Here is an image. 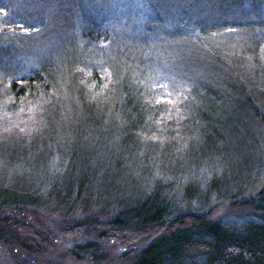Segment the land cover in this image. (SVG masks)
I'll return each instance as SVG.
<instances>
[{
    "label": "trees",
    "instance_id": "1",
    "mask_svg": "<svg viewBox=\"0 0 264 264\" xmlns=\"http://www.w3.org/2000/svg\"><path fill=\"white\" fill-rule=\"evenodd\" d=\"M126 1L129 0H58L59 4L66 3L67 8L77 9L81 3L84 16L91 13L89 23L96 27L105 25L104 33L98 28L93 40L109 43L112 35L116 50L120 49L119 38L115 39L113 34L124 38L116 28L117 4ZM155 1L156 9H164L163 0ZM234 1H181L194 7L205 2L209 10L217 13L211 16L207 12L206 20L195 26H189L187 21L194 19L195 14L179 21L178 17L173 19L174 23L187 25L184 33L175 30L166 34L182 42L186 67H190L183 77L172 68H167L165 73L157 72L128 59L123 79L129 86L118 95L113 111L106 108L103 89L90 82L85 85L94 100L90 99L77 117L85 119L91 129L107 127L104 132L107 142L114 141L111 148L103 151L106 163L98 170L78 168L73 176L75 182L67 187L48 178L38 189L31 186L15 190L11 185L3 186V191L0 189V242L16 246L11 250L13 258L25 264H40L35 257L46 256L49 246L56 243L78 259L83 253L101 263L114 253L122 259V264H264V189L249 202L255 219L240 227L204 216L177 213L168 193L182 176L190 175L186 170L190 165L204 168L202 163H206L213 170L216 162L225 161L244 140L245 125L256 119L257 111L264 115V95L258 94L264 89V36L246 39L249 47L243 55L249 60L237 67L232 63L231 70L236 71L231 72L234 76L228 83L215 57L211 58L215 63L207 60L204 65L192 64L198 61L204 44L230 38L228 32L241 27L232 24L228 12L235 9ZM73 17L77 18V10ZM165 23L172 24L161 16V23L154 25L155 36L165 35ZM147 32L150 33L149 27ZM136 43L133 39L132 44ZM125 50L119 52L123 57L127 56ZM199 70L205 75L204 81L195 78ZM95 77V74L91 76V83ZM163 92L179 100L167 105L157 101ZM53 98L50 84L35 71L21 82L12 80L0 89V100H5L0 103V116L28 118L36 105ZM47 118L51 123L53 117ZM242 118L245 122L238 132ZM47 131L45 135L52 141L54 133ZM184 134H189L193 141L188 144L186 161L177 153L184 144ZM27 149L32 151L33 147ZM19 150L12 151L18 158ZM165 173L173 179L168 184L160 180ZM124 178L132 180L131 184L144 185L146 191L109 194L111 182ZM138 194L142 195L137 197ZM189 194L187 190L186 195ZM54 234L64 242L57 243Z\"/></svg>",
    "mask_w": 264,
    "mask_h": 264
},
{
    "label": "rangeland",
    "instance_id": "2",
    "mask_svg": "<svg viewBox=\"0 0 264 264\" xmlns=\"http://www.w3.org/2000/svg\"><path fill=\"white\" fill-rule=\"evenodd\" d=\"M175 1L180 2L163 0L164 9H156L155 0H148L149 3L146 0H129L117 4L119 23L116 28L124 38L111 33L115 39L119 38L117 44L120 49L116 50L112 35L109 43L103 39L99 42L93 40L98 28H102L104 33L105 25L96 27V24L89 23L92 22L89 20L91 13H87L88 17L84 16L81 3L77 4L76 9L67 8L66 3L59 4L58 0H0V89L3 90L12 80L21 82V79L36 71L46 78L54 97L36 105L35 112L30 113L28 118L19 116L11 119L6 115L0 116L2 191L6 185L13 186L15 190L31 186L38 189L48 178L67 187L75 182L73 176L78 168L98 170L100 165L106 163L102 157L103 151L111 148L114 141L111 139L110 143L107 142L104 135L107 127L91 129L85 119L77 117L78 112L94 100L85 85L90 82L103 89L104 103L108 104L106 108L113 111L118 95L125 86H129L125 85L126 80L123 79L129 65L128 59L157 72L165 73L167 68H172L183 77V72L190 67H186L182 42H176L166 34L175 30L182 33L186 31V24L174 23L177 17L179 21L195 14L192 20L187 18L188 25L195 26L206 20L207 12L211 16L217 13L209 10L205 2L194 7L182 4V0ZM234 3L235 9L228 12L233 19L232 24L241 27L228 32L230 38L204 44L198 61L192 62L193 65H204L207 60L215 63L211 59L215 57L216 62L222 65L223 76L227 75L224 78L226 83L234 76L231 72L236 71L231 70L232 67L249 60L243 55L249 47L246 39L264 36V0H235ZM75 10L76 19L80 21L73 17ZM161 16L172 24L166 25V22L165 35L159 37L153 34V30L154 25L161 23ZM148 27L150 33L147 32ZM109 31L111 32L110 29ZM133 39L137 41L135 46L132 44ZM125 49L127 56L123 57L120 51H126ZM93 74L96 75V80L91 83ZM194 75L197 80L204 81L205 75L200 70ZM109 92L113 94H108ZM260 93L264 95V89H260L258 94ZM178 100V97L169 92H163L157 99L166 105ZM4 102L5 100H0V103ZM97 104L103 108L101 104ZM256 115V119L252 118L243 129L244 140L232 149V154L225 161L216 162L215 173H211L214 169L211 170L210 164L202 163L204 168L190 165L186 169L190 171V175L182 176L175 186L168 189L170 201L177 213L204 216L237 227L255 219L249 202L264 189V115H260L258 111ZM48 116L53 117L51 123ZM239 122L238 132H241L245 119L242 118ZM46 130L53 131L52 141L45 135ZM20 139L21 143L18 144ZM182 141L184 144L177 149V153L186 161L188 144L193 141L189 134H184ZM30 146L33 147L32 151L27 149ZM16 149L19 150L20 158L12 152ZM208 170L211 172L208 173ZM168 174L165 173L160 178L166 184L173 180L167 178ZM131 183L132 180L127 178L111 182L109 190L112 193L109 194L125 195L128 190L143 193L147 189L144 190V185ZM187 190H190L188 196ZM139 195L142 194L137 197ZM54 239L57 243L64 242L58 234H54ZM53 245L49 246L46 256L38 254L35 257L40 264L123 263L114 253L107 255L109 258L101 263L89 259V255L83 253L78 259L63 246L56 243ZM14 247L16 246L10 247L9 244L0 242V264H25L23 260L11 256Z\"/></svg>",
    "mask_w": 264,
    "mask_h": 264
}]
</instances>
